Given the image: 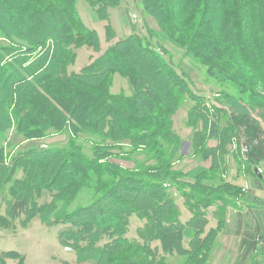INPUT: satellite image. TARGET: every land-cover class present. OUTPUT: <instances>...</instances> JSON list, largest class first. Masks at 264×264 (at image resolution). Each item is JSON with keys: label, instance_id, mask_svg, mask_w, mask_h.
I'll return each mask as SVG.
<instances>
[{"label": "trees", "instance_id": "16d2710c", "mask_svg": "<svg viewBox=\"0 0 264 264\" xmlns=\"http://www.w3.org/2000/svg\"><path fill=\"white\" fill-rule=\"evenodd\" d=\"M85 1L103 15L124 0ZM132 2L145 17L157 18L162 39L154 42L159 33L152 30L146 36L131 34L80 72H70L79 48L100 47L97 31L86 26L78 12L79 0H0V39L14 44L0 43V188L10 190L5 199L9 216L0 215V222L15 228L18 220L27 226L40 217L46 223L65 224L63 242L78 249L94 248L96 264H168L165 255L175 253L185 256L184 264H202L223 226L229 197L239 192L223 174L233 133L235 139L241 135L237 128L244 122L238 114L246 117L250 133L257 129L264 133V0ZM170 43L183 48L190 60L201 62L218 83L231 84L239 98L225 92V104L222 98L214 96L212 102L206 93L196 92L174 64L176 50ZM143 61H151L154 85L144 76ZM115 72L132 84V94L112 92ZM188 98L195 155L212 157L213 165L196 167L194 183L180 185L183 174L171 170L181 145L174 117ZM66 126L85 143L73 138L68 148H34L6 163L13 131L29 139ZM128 138L133 141L129 150L112 153L118 147L113 143ZM211 138L219 140L217 148L209 147ZM163 142H172L173 147L167 152ZM240 147L238 163L247 167ZM119 153L136 157L134 167L125 169L131 173L121 171L118 163L99 161ZM152 160L155 166L146 169ZM168 179L176 185H166ZM170 185L192 213L186 223L180 220ZM46 191L51 199L40 202ZM88 193L95 200L81 205ZM213 206L218 224L204 234ZM132 215L145 221L139 239L127 237ZM6 257L25 264L17 252ZM0 264H6L2 257Z\"/></svg>", "mask_w": 264, "mask_h": 264}, {"label": "rangeland", "instance_id": "374dc122", "mask_svg": "<svg viewBox=\"0 0 264 264\" xmlns=\"http://www.w3.org/2000/svg\"><path fill=\"white\" fill-rule=\"evenodd\" d=\"M88 5V3L85 0H79V4H78V8L79 10H82V6L83 5ZM123 4V3H122ZM121 4V5H122ZM125 4V3H124ZM135 5V4H134ZM89 6V5H88ZM138 7V6H137ZM134 9L136 12H134L132 14V16L137 15V22L142 25V21L140 19L142 15V10L138 7L136 8V5L134 6ZM14 10V9H13ZM5 17V16H4ZM147 19H149L151 21V29H145L144 31L140 32L141 35H148L150 34V31H154L156 33H159L157 35V38L153 39L154 42L159 41V39L161 38L160 35V30L161 27L159 25L158 20H156L157 18L154 16H146ZM134 19V18H133ZM135 20V19H134ZM136 22V23H137ZM150 30V31H149ZM150 36V35H149ZM151 38V36L149 37ZM168 41V40H166ZM0 43H6L9 46H12L14 44H11L12 42H10L9 40H7L5 38V40L0 39ZM173 49H175L176 51L173 52V57L172 59L174 60V64L176 66H178L179 68L182 69V71H184L187 79L190 80V82L193 85L194 89H196V92H201V93H206L207 95H209L208 97L211 98L212 97V102H214V96L218 97V98H222L224 97V93L227 92V95H230V97H234L236 92V89L233 88V86L230 84L229 87H224L220 82V84L217 82V80L213 79L212 76L207 72L206 67H204V65L196 60H190L189 57H186L183 53H185V50L183 48H180V46H175L174 44L170 43ZM17 46V45H15ZM85 46V47H84ZM82 47V50L78 53L77 55V59L74 61V63L70 66V70L74 71V72H80L83 68H85L88 65L89 62V58L91 56V54H97V49L94 47H86L87 45H84ZM158 47V46H157ZM160 50V47H158ZM162 53V51H161ZM163 54V53H162ZM101 55L97 56L96 58H94V60H96L98 57H100ZM93 60V61H94ZM92 61V62H93ZM151 61H143L142 62V67L144 69V71H146V75L145 78L148 82L152 83L153 85L155 84L154 82L156 81V76L154 73V70L151 67ZM159 79L158 81L162 80V78H157ZM158 86L156 85V92L158 91ZM113 93H125V94H132L133 93V86L132 84L125 78L123 77L120 73H114L113 74V84H112V88H111ZM162 93L165 94V91L162 89L161 91ZM240 95V93L238 94ZM236 98H239L238 96H235ZM242 99V98H240ZM225 104L227 103V101L225 99H223ZM244 100V99H242ZM188 102H185L182 107L178 110V115L176 116L177 118V122L179 124V128H174L176 133L178 134L177 131H179L180 133L184 134L186 131H184L187 127L189 128L190 126L188 125V117H187V109H189L190 107L188 106V104L192 105V102L189 100V98L187 99ZM247 101V100H244ZM187 106V107H186ZM186 107V108H185ZM241 117V118H240ZM175 118V119H176ZM238 118L239 119H243L242 121L244 122L242 125L239 126V128H237L240 137H238L239 139H235V132L233 133V140H235L234 144H236V147L241 146V142L245 141V143L243 144L244 146L240 147V155L241 158L244 162H247L248 164L251 163V161L249 160L250 158H255L256 156H263L264 157V153L262 151H264V133L261 132V129H257L255 133H250L249 129L247 130V124H246V117L242 116L241 114H238ZM262 122V120H261ZM264 124V117H263V123ZM69 127H65L62 131H58V132H45L43 134H39L36 136H33L32 138L29 139H25L24 137H22V135H19L16 131H13L10 135V147L8 148V152L6 155V163L8 164H12V161L15 157H17L18 155H20L23 151H29L30 149H34V148H39L43 145L48 146V147H54V146H64L66 148H68L69 146V141L70 139H75V143H80L83 142L85 143L86 139H83L81 137H76V132L72 131ZM192 131V128H191ZM264 132V131H263ZM180 138L181 135L179 134ZM18 141H21V145L18 144ZM132 142L129 138L128 139H124L122 141H119L118 143H113L111 139H108V143H113L115 145H118V147L112 151L115 153H118V149H122L123 150H129V148H131ZM69 143V144H68ZM164 143V147L168 152L169 147H173L172 142H163ZM258 144V145H257ZM181 145H182V138H181ZM181 145H180V149H179V154L177 157V160L175 161L174 165L172 166L171 170L174 173H182L183 176L178 178V183L180 185H183V182H190V180H194L193 177V168L189 169L191 165L186 166V163L191 162L190 160H192L191 156H182L183 153L182 152H192L195 149V146L193 143H188V145H186L184 151H182L181 149ZM259 147V149H258ZM133 148V147H132ZM122 152V150L120 151ZM125 152V151H123ZM82 153V152H81ZM84 154V152H83ZM135 154L138 153H134L133 156ZM195 154V151H194ZM120 155V156H119ZM119 155H110L107 156L104 159H99L100 162H106L107 160L111 161L112 163H116L114 165H118L120 164L123 167V170L125 174H129L131 173V171H127L125 169H128L129 167H131V169L134 167V161L136 157H129L127 155H123L120 154ZM138 158L143 159L144 156L143 155H138ZM36 159V158H34ZM131 159V160H130ZM202 159V158H200ZM118 163V164H117ZM129 163V164H128ZM151 163V164H150ZM156 163L155 160H152L149 162V165H146V169L148 168H152V166H155L154 164ZM256 164V162H253ZM180 166V167H178ZM250 167V166H249ZM164 178V177H163ZM170 179V177H167ZM166 178V179H167ZM165 180L166 184H173L176 185L177 181H172V180ZM214 181V180H213ZM217 182V181H216ZM194 183V182H193ZM170 185V186H171ZM172 185V186H173ZM171 186V190L173 191V193L176 192V187H172ZM175 188V189H172ZM9 189H3L0 188V215L3 217H8L9 216V210L6 206V198L7 196L10 197L9 194ZM51 198V194L46 191L43 195V198L40 199V202H44L45 200H49ZM93 195H91L90 193H88L87 195L84 196L83 200L80 201L81 205H85V204H89L92 203L95 199H92ZM97 198V197H96ZM124 201H127L126 199H124ZM135 216V215H132ZM43 222V221H42ZM39 219H36L32 222H30L27 226H24L23 223L18 220L15 222L16 227L15 228H11V227H6L4 224L5 223H1L3 225V228H0V257L5 259V263L6 264H18L17 262H14L13 258L11 257H6V253L9 252H17L21 255H25L26 256V263L27 264H60L61 260H67L69 255L68 253L63 252L62 248V244L60 242V232L61 229L58 226H51V227H47L42 223ZM8 224V223H7ZM137 227H138V223L137 221L132 218L130 221V227L128 228V235L130 239H134L131 237H135L136 236V231H137ZM219 233H217L215 235V237H213V239L215 240V243H213L211 246H209L207 248V256H206V260L204 262H202V264H209L210 262H212V259L214 257V251L216 249V247L219 245V241H220V237L218 235ZM72 248L70 247V250ZM162 254V252H161ZM175 257H177V260H181L183 258V256L181 255H176ZM4 262V260L2 261ZM101 264H106L104 262H101ZM194 264H198L196 261Z\"/></svg>", "mask_w": 264, "mask_h": 264}, {"label": "crops", "instance_id": "0c3cea01", "mask_svg": "<svg viewBox=\"0 0 264 264\" xmlns=\"http://www.w3.org/2000/svg\"><path fill=\"white\" fill-rule=\"evenodd\" d=\"M134 6L132 0H124L122 5L108 7L103 15H100L87 4L82 6V10L78 8L83 22L89 28L96 30L99 38L100 47L97 49V54H91L88 64L97 56L102 55L110 45L118 40L134 33H140L145 29H151V21L147 17H140L142 25L138 22L136 23L133 19L132 14L136 12ZM84 47L77 50V55ZM69 71L74 72L70 70V67ZM179 112L177 111L174 117V128L180 127L176 118ZM261 126L264 131V124H261ZM184 131H186L184 134L177 131L182 138V151H184L188 143H191V135L195 132L194 129L191 131L190 127H187ZM244 143L245 141H242V147ZM18 144L21 145V141H18ZM208 145L211 148H217L219 140L211 138L208 141ZM237 148L236 144L230 145L229 153L226 155V167L223 169V174L229 183L239 189V192L230 196L225 205L223 226L215 233H219V245L216 247L212 262L209 264H264V157L256 156L253 159V162H256V164L251 162L245 167L238 163ZM194 151L195 149L192 152H182V156L187 155L192 157L191 162L186 163V166L191 165L188 170L196 167L210 169L213 165V158L200 159L194 154ZM262 152L264 153V151ZM190 182L193 183L194 180H190ZM175 190L174 194H176V201L181 211L180 220L186 223L192 217V213L185 206L184 198L179 190ZM215 211V206L208 209L209 221L204 234L215 228L218 224ZM132 218L137 221L138 227L136 236L131 238L139 239V230L144 227L145 221L137 215L131 216L130 221ZM36 219L42 222L40 217H35L30 222ZM42 223L47 227L56 225L61 229L60 242L63 246L62 250L70 255L67 260H61L60 264H96L95 260L98 255L94 252V248L78 249L63 242L61 234L67 225L61 223ZM127 237H129L128 232ZM186 242H188L187 238L184 240V245L188 246ZM67 246H70L72 249H65ZM160 252L162 251L160 250ZM176 255H181L183 258L177 260ZM24 257L25 264H27L26 256L24 255ZM165 257L168 264H184L185 261V256L179 253L167 254ZM13 260L18 263V260Z\"/></svg>", "mask_w": 264, "mask_h": 264}, {"label": "built area", "instance_id": "2783aa9c", "mask_svg": "<svg viewBox=\"0 0 264 264\" xmlns=\"http://www.w3.org/2000/svg\"><path fill=\"white\" fill-rule=\"evenodd\" d=\"M133 17H134V19L137 18V15H134ZM43 147L45 148V147H47V146L43 145ZM66 249H67V250H70V247H66Z\"/></svg>", "mask_w": 264, "mask_h": 264}]
</instances>
